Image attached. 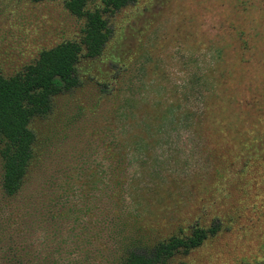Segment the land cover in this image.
<instances>
[{
	"label": "rangeland",
	"instance_id": "374dc122",
	"mask_svg": "<svg viewBox=\"0 0 264 264\" xmlns=\"http://www.w3.org/2000/svg\"><path fill=\"white\" fill-rule=\"evenodd\" d=\"M64 2L0 0L3 75L79 40ZM107 17L80 85L31 123L16 195L0 159V264H110L111 233L153 243L213 222L169 264H264V0H135Z\"/></svg>",
	"mask_w": 264,
	"mask_h": 264
},
{
	"label": "trees",
	"instance_id": "16d2710c",
	"mask_svg": "<svg viewBox=\"0 0 264 264\" xmlns=\"http://www.w3.org/2000/svg\"><path fill=\"white\" fill-rule=\"evenodd\" d=\"M90 1L64 2L71 15L84 20L78 41H63L40 50L33 62L11 75L5 76L0 70L1 185L8 196L21 192L29 178L36 141L31 123L52 111L57 95L80 85L77 72L80 58L99 56L111 36L107 16L135 0H101L94 8L87 6ZM219 229V223L213 222L208 228L195 226L188 235L172 234L153 243L133 234L111 233L114 258L110 264H169L175 255L199 247Z\"/></svg>",
	"mask_w": 264,
	"mask_h": 264
}]
</instances>
